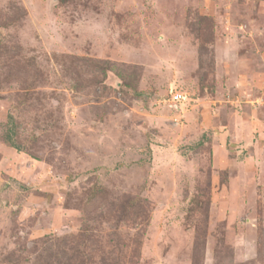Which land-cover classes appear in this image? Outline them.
Listing matches in <instances>:
<instances>
[{"label":"rangeland","instance_id":"1","mask_svg":"<svg viewBox=\"0 0 264 264\" xmlns=\"http://www.w3.org/2000/svg\"><path fill=\"white\" fill-rule=\"evenodd\" d=\"M0 264H264V0H0Z\"/></svg>","mask_w":264,"mask_h":264}]
</instances>
